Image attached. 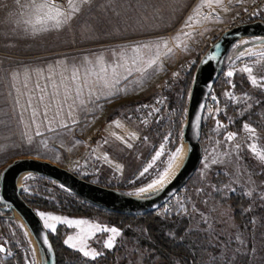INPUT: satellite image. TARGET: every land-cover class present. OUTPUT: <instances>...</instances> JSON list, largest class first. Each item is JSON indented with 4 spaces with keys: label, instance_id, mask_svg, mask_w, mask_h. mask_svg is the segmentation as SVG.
<instances>
[{
    "label": "rangeland",
    "instance_id": "1",
    "mask_svg": "<svg viewBox=\"0 0 264 264\" xmlns=\"http://www.w3.org/2000/svg\"><path fill=\"white\" fill-rule=\"evenodd\" d=\"M251 1L73 0L78 8L74 11L68 0H55L69 15L67 22L57 27L54 21L36 23L38 12L32 0H0V57H8L12 68L45 64L60 57L68 59L72 74L77 73L74 79L82 115L77 125L43 135L23 137L12 128H0V176L17 159L39 158L139 198L156 194L151 189L139 193V189L157 179L168 167L169 154L186 143L178 124L186 125L187 111L178 117L175 104L182 95L185 74L223 32L235 27V13ZM137 47L139 52L135 51ZM157 56L156 64L149 67L148 61ZM100 57L108 69L107 85L97 76ZM117 63L121 66L113 75ZM224 68L218 79L219 91L212 90L216 99L204 116L200 166L172 198L179 209L166 210L164 205L157 213L163 219L169 213L165 219L171 237L190 246H204L210 264H264V38L240 40L227 56ZM161 87L167 95L162 118L150 126L144 140L133 149L126 151L118 143V150H114L123 158V174H114L104 165L96 171L87 163L96 144H90L96 131L113 118L123 120L129 127H140L132 119L135 105L155 96ZM162 148L160 157L154 159ZM187 154L188 151L178 171ZM27 175L21 184L25 193L56 199L58 189L54 184L35 173ZM238 193L250 200L243 221L232 200ZM36 210L39 215L45 214L40 216L48 231H53L49 224L55 230L63 224L65 243L75 245L72 248L78 251L83 246L90 255H82L88 259L116 250L111 264H185L175 257L164 258L154 249L142 248L137 236L129 238L107 215L68 216ZM53 216L85 220L88 224L68 225L49 219ZM16 223H7L1 233L0 247L4 250L0 264H42L39 245L27 224L17 216ZM89 225H99L100 229ZM113 227L118 229V235L102 230ZM110 239L113 247L108 248L106 242ZM92 253L99 255L93 258Z\"/></svg>",
    "mask_w": 264,
    "mask_h": 264
},
{
    "label": "water",
    "instance_id": "2",
    "mask_svg": "<svg viewBox=\"0 0 264 264\" xmlns=\"http://www.w3.org/2000/svg\"><path fill=\"white\" fill-rule=\"evenodd\" d=\"M246 37L264 38V22L254 21L226 30L201 57L194 76L183 131L184 141L188 143L186 161L175 177L158 193L139 198L86 180L60 165L39 158L17 159L2 170L0 204L6 211L19 213L27 224L39 245L42 264H58L56 250L41 216L24 197L18 182L19 177L28 172L49 178L94 205L124 215L141 216L158 211L172 200L197 172L203 158L201 139L208 98L230 51Z\"/></svg>",
    "mask_w": 264,
    "mask_h": 264
},
{
    "label": "crops",
    "instance_id": "3",
    "mask_svg": "<svg viewBox=\"0 0 264 264\" xmlns=\"http://www.w3.org/2000/svg\"><path fill=\"white\" fill-rule=\"evenodd\" d=\"M8 60V57H0L1 129L12 128L23 137L36 136L81 122L79 93L68 59L60 57L45 64L15 68ZM103 129L104 136L92 147V152L105 169L122 175L123 158L114 150H118V143L126 151L133 149L142 130L138 126L129 127L123 120L115 118L108 121Z\"/></svg>",
    "mask_w": 264,
    "mask_h": 264
},
{
    "label": "trees",
    "instance_id": "4",
    "mask_svg": "<svg viewBox=\"0 0 264 264\" xmlns=\"http://www.w3.org/2000/svg\"><path fill=\"white\" fill-rule=\"evenodd\" d=\"M208 49L209 47L207 50ZM200 60L201 58L196 65L185 74L182 95L177 98L175 102L177 107L176 114L180 118L184 116V113H186L188 109L194 76ZM224 69L225 68L223 67L220 77L224 74ZM236 77L239 78V75ZM213 90L219 91V80L215 84ZM204 127L205 125L203 124V128ZM179 129L184 131L183 124H178V130ZM178 138L180 139V134ZM42 179L50 184H54V187L58 189L56 199H45L38 195L32 196L23 191L24 197L34 208L50 210L68 216L90 217L96 214L107 215L111 218L113 224L122 229L123 233L129 238L137 236L138 243L142 248H148L149 250L154 249L164 258L170 259L171 257H175L182 260L185 264H210L207 249L204 248V246H190L179 239L171 237L167 233L166 230H168L167 227H169V225L167 224L168 219L165 218L170 216L169 213L164 214L163 219L157 211L141 216L124 215L108 211L84 200L75 193L58 186L54 181L49 180L46 177H42ZM84 179L89 180L86 177H84ZM100 185L116 189L115 186ZM232 200H235L234 208L237 211V216L241 217L242 221L245 220L244 209L250 202L249 198L244 194L238 193L232 197ZM167 204L168 206H171L173 210L179 209V206L175 203L174 199L170 200ZM7 223L13 225L17 224L15 213L14 211H6L3 205L0 204V237L4 226ZM65 230L66 227L63 224H59L55 231H49V235L56 250L58 264H111L113 262L116 250L109 252L106 256L100 255L95 259L84 257L82 252L73 249L65 243ZM137 231H139V233H137ZM5 260L10 261L9 258H6ZM244 264H246V262Z\"/></svg>",
    "mask_w": 264,
    "mask_h": 264
},
{
    "label": "snow or ice",
    "instance_id": "5",
    "mask_svg": "<svg viewBox=\"0 0 264 264\" xmlns=\"http://www.w3.org/2000/svg\"><path fill=\"white\" fill-rule=\"evenodd\" d=\"M17 2L19 3V0H17ZM86 2V0H85ZM217 2L219 3L220 0H217ZM68 4L70 6L73 7V10L74 11H78V8H76L74 6V3H73V0H68ZM32 6L34 8H36L37 12H38V15L36 17V23L38 24H44L46 23L47 21H54L55 22V25L57 27L61 26L62 24L66 23L67 20L69 19V15L63 11L61 9V7L57 6L55 0H45V3H41V4H37L36 3V0H32ZM42 14H39L41 13ZM165 47H167V44L165 43L164 44ZM145 48H147L148 46L145 45L143 46ZM171 50V49H169ZM136 52H139L140 51V48L137 47L135 49ZM157 59H158V56L156 59H152V60H149L148 61V65L149 67H151L152 65L156 64L157 62ZM100 60V73H103L104 75L101 77L100 76V73H97V76L100 78V80L103 82L104 85H107L110 81L108 80V69L105 67L104 63H103V57H100L99 58ZM91 63V62H90ZM121 65L119 63L116 64V66L112 69V74L115 75L116 74V70L117 68H119ZM129 72H131V69H127ZM245 71H251V69H245ZM78 72V70H77ZM76 72H74L72 75H73V78H75L76 76ZM229 76L232 75V73H228ZM255 82V81H253ZM97 82H94L93 86H95ZM41 99H43V97H41ZM33 115H35V112L33 113ZM37 134H40V133H37ZM232 134H229V139H232ZM181 147H177L174 152L170 153L169 154V158H168V167L165 168L158 176L157 179H155L152 183H149L147 185V187H144V188H140L139 189V193H145V192H148L150 189H155L157 185L159 184H162L164 182V179L166 178L167 174H168V169L171 168L172 166V163L175 159V157L180 153L181 151ZM253 150H255L253 148ZM163 152V148L161 149L160 152H157L156 154V157H154V159H158L160 157V155L162 154ZM259 155V153H258ZM261 159L264 160V155H261ZM152 167V165L150 164L149 165V168ZM148 171V168H145L144 169V172H147ZM141 175H143V173H141ZM158 190V189H157ZM42 217H44V213H41L40 214ZM49 219H52V220H56V221H61L62 223H65V224H68V225H76V226H80V225H87L88 222L85 221V220H66V219H62L60 217H49ZM49 228H52V230L54 231L55 230V226L54 225H47ZM89 227L91 228H96V229H100V226L99 225H89ZM103 231H110L111 233H114V234H119L118 232V229L116 228H111V229H108V228H103L102 229ZM71 239V238H69ZM72 247H75V245H72ZM106 247L108 248H111L113 247V242L112 240L110 239L109 241L106 242ZM4 249L3 248H0V251H3ZM79 251L83 252V254L85 256H89L90 253L88 251H85L84 247L81 246ZM96 255H99V253H92V256L93 258H95Z\"/></svg>",
    "mask_w": 264,
    "mask_h": 264
},
{
    "label": "built area",
    "instance_id": "6",
    "mask_svg": "<svg viewBox=\"0 0 264 264\" xmlns=\"http://www.w3.org/2000/svg\"><path fill=\"white\" fill-rule=\"evenodd\" d=\"M254 21L264 22V0H252L241 10H238L234 15L233 24L234 26H238ZM215 99L216 98L213 96V93H211L208 98L207 107H209L210 104H213ZM166 103L167 95L164 87H161L155 96L143 100L135 105L132 111V119H134L139 124L142 130V134L139 139L140 142L144 140L145 133L150 128V126L162 118ZM205 112H207V108ZM103 136L104 129H98L95 133V137L90 140L91 146L96 143L97 139H100ZM87 163L95 167L96 171H101L103 169V164L94 153L88 155ZM165 209L170 211L173 210V208L168 206V204H166Z\"/></svg>",
    "mask_w": 264,
    "mask_h": 264
},
{
    "label": "bare ground",
    "instance_id": "7",
    "mask_svg": "<svg viewBox=\"0 0 264 264\" xmlns=\"http://www.w3.org/2000/svg\"><path fill=\"white\" fill-rule=\"evenodd\" d=\"M187 151H188V143H185L184 147L182 148V150H181V152L177 158L176 164L173 165V168L168 171V174H167L166 178L164 179V182L162 184L157 185L155 189H151L150 190L151 192H157L158 193L160 190L163 189V187L165 185H167L172 180L174 174H176L175 172L176 171L178 172L179 166L182 163ZM27 174H28V172H25L19 177V180H18L19 185H21L22 182L24 181V179L26 178V176H28ZM15 215L18 218L22 219L21 216L19 215V213H15Z\"/></svg>",
    "mask_w": 264,
    "mask_h": 264
}]
</instances>
